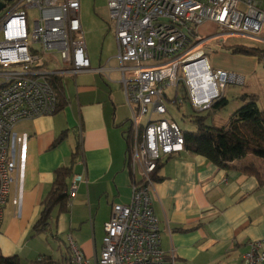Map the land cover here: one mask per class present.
Returning a JSON list of instances; mask_svg holds the SVG:
<instances>
[{"label":"built area","instance_id":"2783aa9c","mask_svg":"<svg viewBox=\"0 0 264 264\" xmlns=\"http://www.w3.org/2000/svg\"><path fill=\"white\" fill-rule=\"evenodd\" d=\"M0 4L1 223L7 203L16 210L20 206L13 187L19 182L27 136L15 133L17 124L57 112L54 77L105 74L107 69L90 65L80 0H0ZM107 9L116 41V71L130 110L125 156L133 180L129 203L112 206L101 253L93 264H175L160 247L150 195L158 166L184 152L183 131L165 119L166 103L187 102L202 113L227 88L243 84L237 75L212 69L207 52L214 49L212 43L221 50L232 39L264 44V0H107ZM207 23L214 26V34L201 33ZM169 90H174L170 100ZM83 181L81 175L72 178L68 198ZM69 249V264H90L74 244ZM242 264H264V239L248 243Z\"/></svg>","mask_w":264,"mask_h":264},{"label":"crops","instance_id":"0c3cea01","mask_svg":"<svg viewBox=\"0 0 264 264\" xmlns=\"http://www.w3.org/2000/svg\"><path fill=\"white\" fill-rule=\"evenodd\" d=\"M220 55L224 59L219 63H211L207 56L212 69H242L239 57ZM90 65L104 67L107 73L61 77L65 108L15 127V133L27 139L19 182L13 187L18 190L20 206L16 210L8 203L2 213L3 257L18 255L30 262L48 257L67 263L72 243L93 264L101 253L103 228L112 206L130 201L133 177L125 162L127 133L123 129L125 122L130 123V113L127 119L129 108L116 71L118 64H109L108 58L104 64ZM239 104L241 100L234 108ZM62 133L65 138L53 147ZM77 145L79 151L71 165ZM249 159L234 161L228 171L187 152L163 160L156 172L159 181L153 182L150 195L159 222L160 247L167 259L172 257L175 264H242L248 243L264 239V185L255 176L238 171L249 165ZM69 166L68 187L76 175L85 181L68 198L67 212L55 209L52 213L50 236L55 252L32 237L31 230L55 170Z\"/></svg>","mask_w":264,"mask_h":264},{"label":"trees","instance_id":"16d2710c","mask_svg":"<svg viewBox=\"0 0 264 264\" xmlns=\"http://www.w3.org/2000/svg\"><path fill=\"white\" fill-rule=\"evenodd\" d=\"M231 49L232 54L252 56L259 62L264 61V50L247 47H231ZM61 82V77H54L52 81L58 101L57 111L64 109L66 106ZM240 100L243 103L242 106L232 113L228 124L222 128L207 125L205 116L197 115L192 118L195 130L194 132H183L184 152L204 157L217 168L226 171L233 169L232 163L234 161L248 156L264 162V110L258 108L254 95L244 94L240 97ZM226 103V99L221 98L211 106L208 112L219 110ZM64 138L65 133H62L54 141L53 147L61 143ZM124 140L126 143L125 153H127L130 144V128ZM78 151L79 146L77 145L75 152L72 154L71 165L74 163ZM159 167L160 165L157 170ZM238 171L255 176L259 185H264V171L257 164L252 163L240 168ZM156 172L153 175V181L155 182L159 181ZM71 176V166L55 170L52 186L41 202L39 218L32 226V237L50 231L51 214L55 209H58V213L67 212V181ZM0 264H22V262L18 255L3 257L0 253ZM30 264H69V260L67 263H57L48 257H44Z\"/></svg>","mask_w":264,"mask_h":264},{"label":"rangeland","instance_id":"374dc122","mask_svg":"<svg viewBox=\"0 0 264 264\" xmlns=\"http://www.w3.org/2000/svg\"><path fill=\"white\" fill-rule=\"evenodd\" d=\"M80 21L84 33L87 54L91 64H104L105 61L109 58V64H118L116 59L117 48L116 41L114 38L113 30L109 21V14L107 9V0H80ZM31 24V19L29 20ZM201 33L205 35H212L215 33L214 26L210 23L205 24L201 28ZM214 49H211L207 52V56L211 63H219L224 58L221 53H227L232 55L231 47H247L264 50V44H259L251 42L249 40L237 39L229 40L225 47L221 50L216 48V45L212 43L211 45ZM239 55V56H238ZM232 56H237L240 59V66L242 69H226L228 73L237 75L243 79V84L240 86L233 85L230 86L225 92V99L227 101L226 105L216 111H206L202 113H196L190 106L189 103H184L181 106H176L173 103H166L168 114L165 116V119L170 122H175L183 132H194L195 125L192 122V118L197 115L205 116L206 123L209 126H214L217 128H222L228 124V120L232 113L236 111L239 107L234 108L237 103H240V96L242 94L254 95L256 97V104L260 110H264V61H257L255 57L246 56L241 54H234ZM58 58V57H57ZM254 58V59H253ZM150 62L147 64H153ZM54 64H57L54 62ZM63 67L55 66L52 69H58ZM214 70L217 68H213ZM179 97L182 98L184 95V89L181 85L179 90ZM168 100L173 99L174 90H169L167 92ZM242 103V101H241ZM243 104V103H242ZM128 109V107H127ZM130 110L126 111V115L129 119ZM130 127L129 122L124 124V132L127 133ZM126 149V143H124V150ZM250 162L257 164L262 171H264V162L258 159H255L251 156H248ZM8 204V203H7ZM6 205L4 206V208ZM52 218V214H51ZM52 221L50 220V225ZM37 240H41L43 245H47L48 248L56 251L54 248V240L50 236V231L48 230L45 233L36 235ZM63 243L61 242L60 247L64 250ZM21 258L22 264H30L29 260H23Z\"/></svg>","mask_w":264,"mask_h":264},{"label":"water","instance_id":"95a60500","mask_svg":"<svg viewBox=\"0 0 264 264\" xmlns=\"http://www.w3.org/2000/svg\"><path fill=\"white\" fill-rule=\"evenodd\" d=\"M3 5L0 4V10L2 9Z\"/></svg>","mask_w":264,"mask_h":264},{"label":"bare ground","instance_id":"6f19581e","mask_svg":"<svg viewBox=\"0 0 264 264\" xmlns=\"http://www.w3.org/2000/svg\"><path fill=\"white\" fill-rule=\"evenodd\" d=\"M198 69V68H197ZM199 70V69H198Z\"/></svg>","mask_w":264,"mask_h":264}]
</instances>
